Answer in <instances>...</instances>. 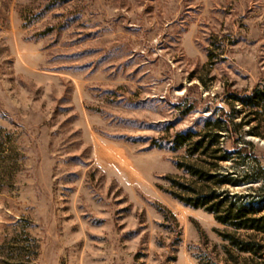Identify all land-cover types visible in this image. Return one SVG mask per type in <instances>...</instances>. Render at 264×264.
I'll return each instance as SVG.
<instances>
[{"label":"rangeland","instance_id":"obj_1","mask_svg":"<svg viewBox=\"0 0 264 264\" xmlns=\"http://www.w3.org/2000/svg\"><path fill=\"white\" fill-rule=\"evenodd\" d=\"M260 83L264 0H0V264H246L160 185L174 135L226 112L220 190L264 214V138L227 102Z\"/></svg>","mask_w":264,"mask_h":264},{"label":"trees","instance_id":"obj_2","mask_svg":"<svg viewBox=\"0 0 264 264\" xmlns=\"http://www.w3.org/2000/svg\"><path fill=\"white\" fill-rule=\"evenodd\" d=\"M208 56H213L210 51ZM227 102L233 114L244 112L247 116L248 119L239 125L253 123L249 132L264 138V83L255 85L249 92L230 93ZM237 105H240L241 111L236 108ZM233 124L232 117L223 112L218 116L205 117L198 130L177 132L171 141V149H184L186 152L184 160L177 162V167L185 175H165L168 187L160 185V188L184 205L201 208L213 214L218 223L233 228V234L220 233L229 242L225 246L228 257L235 256L234 250L246 264H264V243L254 237L240 238L236 234L238 230L264 233L263 208L253 201L246 202L236 194L220 190L227 184H238L231 173L220 171V164L231 155L223 145L233 131ZM7 153L6 148L0 150V175L3 174L0 187L4 178L11 176L14 167V161L6 158ZM225 260L229 261L227 258Z\"/></svg>","mask_w":264,"mask_h":264}]
</instances>
